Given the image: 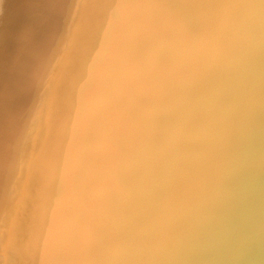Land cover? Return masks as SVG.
Returning a JSON list of instances; mask_svg holds the SVG:
<instances>
[{"label":"bare ground","instance_id":"6f19581e","mask_svg":"<svg viewBox=\"0 0 264 264\" xmlns=\"http://www.w3.org/2000/svg\"><path fill=\"white\" fill-rule=\"evenodd\" d=\"M28 1L30 2V0H26L25 2ZM32 1L33 0H31V3ZM103 1H102V5L99 2L97 3H99L102 7L103 4H105V2ZM124 1H126L127 3L131 2L130 0L129 2L127 0ZM134 1H136L137 6L141 5V7L145 10V12L139 18L136 17L137 19L134 18V15L132 13H130L129 18L127 17L126 21L124 20V23L122 22L121 24L116 26L115 30L119 36L118 40L120 41V43L119 46L118 45L115 46L116 47L118 46L119 48L118 55H120L121 57V59H119L120 60L119 64L121 63L122 67L123 66L126 67L127 69L124 68L123 70H126L127 73H129V75L127 74V77L125 76V79H128L131 82L135 79L136 81L134 82L137 83L133 82V84H135L133 86H136L139 82L138 85L139 90L137 89L136 91L131 90L130 85L129 87L125 85L126 82L125 84H122V81H124L123 79L121 80V82L117 80V79L120 80L121 78L118 77L117 79H115L111 67H109L108 65H103V63L100 61L101 60L100 56H99L100 58H98L99 60L97 59L98 54L103 56V52H105V54L107 55V51H106L107 49L104 48L103 45L101 46V41L97 40V43H99L100 45L99 44L97 45V43L95 42H93L95 44H90L91 46L95 45V47L92 46V48H90L91 46L89 47V43H88V47L86 46V48H83L85 47V45L82 46L83 48L82 51L81 49L77 50L78 48H81V46L75 47L77 49L74 48V52H76L75 54L77 56L81 54L78 56V58L76 56V58L79 60V57L82 56L80 58V61L83 58L82 60H84V63L86 65L85 66L82 61L83 68L85 66L84 69L89 71L90 76L94 80V83L99 88L100 93L98 96L95 97V94L92 92H95L96 89L94 90V88L96 87L90 88V90L93 89V91H90L80 81V79L82 78H80L79 80L77 79L76 77L77 75H75L76 73L75 71H73L75 68L72 69L71 68L72 65L70 66L69 64H67V62L65 63L62 61L64 58L62 57L63 58L62 59L61 56L64 55V53L61 52V49L58 48L57 45L51 47L45 44L43 45V43H48V39L46 38L48 36H45L47 42L44 40L45 42L43 41V43H42V39H43L42 35H41L42 39H40V36H37L38 39H36L37 38L36 36L35 39L32 38L34 34H37L42 30L40 28L41 26L38 27L39 25L38 26L36 25L39 23L38 19L34 18L37 17L38 15L37 13H39L38 16L42 14H40V12L34 11L32 17L34 18V20L35 19L37 20V22L35 23V26L37 27L33 28V30L34 31L37 30V33H34L33 31L32 33L34 34H31L32 28L28 29V27L33 22L36 21V20L32 21L29 25L28 19L30 17L29 18L26 17L31 16L32 12L30 15L26 16L25 18L23 17L24 21L25 19L27 20L26 24L28 26L24 24L25 26H27V28H24L25 27L24 25H22V27L24 26L23 27L24 29L26 30L28 29L29 33L32 35V37L30 36L32 41L28 38L29 40L27 39L28 40L27 42H29L28 44L31 43L29 50L36 55V56L34 55V58L36 59L37 57L39 58L40 56H46L43 57L46 58V63L42 61L45 64L41 62V65L43 64L42 68L46 66L45 69L46 68L47 69L45 71L48 70L47 71L48 74L46 76L47 81H49L53 87V88L51 87L53 90V92L51 93L52 95H50L49 93L50 90L48 91V94L51 96V99L49 98L50 102H48L49 99L48 101L46 99V96L48 98V95L44 97L41 94V92L43 91V84L48 83V82L45 83V81L43 80L45 77L44 78L42 77V79H40L41 74L37 75L38 73L36 75L32 74L29 77L28 76L25 77L20 73V71L24 70V68L21 70L20 69L21 67L18 68V66H16V63L17 64L19 63V61L16 60L17 59L16 57H18L17 55L24 51L23 50L24 48L22 47V40L23 37H25L28 34L26 30L24 31L25 36H22L24 34L22 30H19L20 32L18 31L13 36L7 35L10 36L7 38H3L6 36V34L5 36H2L0 34L2 36L0 37V84H1L0 100L2 102V104H0V216L1 218H4V220H6L8 224L14 225V228L22 230L23 228L26 227L24 221H22L21 219L23 217L20 218L18 216L19 213L21 214L25 210L27 212L28 209H31L32 212H34L33 210H35L37 212L36 217L37 216L39 217L40 215L41 216L40 218H42L45 221L46 229L43 230L44 231L43 233L34 237V243L40 246L39 249H41V251H44L47 254L50 253L55 257H57L58 258L57 261L59 260V264H188L187 261H189V259H187V257H181L179 255V251H180L179 249L181 248L182 245H184L183 244L184 240L177 241V239H181L178 238L176 234V231H178V229L175 231L172 228V225H174V220L176 219L177 215L181 213L180 212L181 208L180 207L174 208L170 212H165V211L162 212V210L158 211L160 202L162 200L163 201L165 200L161 198L162 195L157 192V187L161 184L163 178H161V175L159 176L157 173L158 170L160 172L161 165L158 169L159 162L157 161V159L152 158V156L156 157V154L153 155L154 153L151 154L152 152L151 153L150 151L148 152V149L146 148L147 146L144 147V145L142 144L141 145L143 147L137 146V148L136 147L134 148L135 143L134 145H132L133 143H130L131 145L128 144L129 142L127 141V134L125 133L123 134V132H126V130L121 127L125 123L127 124L126 121H129L131 123L130 125L133 126V128L134 125L132 124L137 123V121L139 122L141 121L140 123H142L143 121L144 124L142 123L143 126L142 125L141 126L144 129H137V128L135 129L138 130L140 134L141 132L142 134L146 133L148 137L147 133H152L153 129L159 128L158 130L156 129L158 132L156 133L158 135H154L155 131L152 134L153 136H155L153 138L159 136V138L161 137V139L162 136L161 134H159L161 129L165 130V133L167 134V132L169 131H166V129L167 130L172 129L170 124H172L174 127V122L170 118L169 119L170 121H172V123L169 124L168 121H165L168 122L167 124L164 122V120H166L169 117L170 115L169 112L172 113V107H173V105H169L166 103H169L170 101L173 103L174 99H172L173 101L171 99L167 101V99L165 100V98H163L164 100H162L161 98L164 96L163 95L164 92L165 93L168 92L165 86L166 84L165 85L163 84L165 82L162 83L159 82L160 85H158L155 82L158 80L159 72L161 70L162 73H164L163 70H165V73L169 74L170 77V74H172L173 72H174L173 74H175L174 69L175 68L178 69L176 65H181L182 67L183 64H185V62L182 60V57H184L183 54H182L183 56L181 55L182 56L181 59L179 58L180 56L178 55L179 54L177 52L178 50H176L178 54L175 53L170 48H169L170 50L167 49V52L165 51L166 49L164 50V44H167L168 38L166 41L164 39H157V37L152 35V28H153L152 26L154 25L151 24L153 20L151 21V19L149 18L150 10L160 9L162 15L161 16L159 14L158 15L160 16L161 20H165V25L168 33L169 32L175 33L176 31L177 32L179 31L178 35L179 37L181 36V39L176 41L178 43L180 41V44L183 45L181 47H184L187 51H191L196 55V59L193 60L188 59L189 64H187L188 65L187 67L189 68V72L186 71L187 73L183 72L180 74L185 79L183 82H185L184 84L186 86L190 85L189 86L190 88L195 86L198 87L197 89H199L198 96L194 95L195 93L194 91L192 97L189 96L190 101L185 102V104L188 103L191 105L192 104L199 105V107L201 105V107H205L204 109L211 108L212 110L208 112L209 118L206 120V124H211L215 128L216 125L217 127L220 125L223 127L222 129L223 131L221 132V134H217L215 142L222 149L223 153L219 152L220 150L218 151V153L217 152L216 153L217 155L219 154V159L223 163L224 167L222 164L218 163L217 161L218 165H221V168L217 167L218 165L216 166L217 167L216 168L214 165V169L216 168L219 171V168L221 170L223 168L229 174L233 175L235 180L239 181L237 188L235 187V189L234 188L231 189L230 192H228L229 191L228 188H225L224 191L221 190L222 195L223 193H227L230 196L231 193L232 198L234 196L233 199L235 201L237 200L238 202L234 201L231 204V202H227L226 199L228 198L226 199L224 198L227 195L222 197V203L224 204V208L222 209L224 210V215L222 217L219 216L221 218L220 219L221 224L223 225L219 233L214 234L215 236L213 239H210L209 237L205 236L204 238H202V241L201 239L199 240L203 242L202 244H204V247L202 248H205L207 246L206 249H208V246L210 247L213 246L214 250L212 248L211 251L222 252L224 254L222 255L224 261L221 260L222 258L220 259L221 254H219L218 252L217 253L219 255L216 252L215 253L217 254L216 256L218 257L220 256L219 261L221 263L219 261H215L217 257L216 258L212 257L211 253L210 254L208 253L209 250L208 251L206 250L207 253H204L206 251L203 252L202 249V253L207 254L208 256L211 255V257H208L209 261H206L208 259L205 258H203V260L205 259L206 262L202 261L201 259H200L201 261L200 260L194 261L196 258V254H195L193 260L194 262L191 263L192 264H196V263L238 264V262L241 259L242 260L247 259V261L250 260L247 264L249 263L253 264L257 262L256 259L252 260L254 258V254L256 253L257 257L259 258L261 254L263 255L262 250H264V59L260 58L261 56L257 57L255 55L251 57L245 55L242 56L235 55V54L230 55L228 54L229 52H225V53L220 52L221 49L218 50L216 48L205 49L203 47L197 48V46L198 45L201 46V44L207 43L206 41L201 39L203 36L207 34L206 29H210L211 31L215 30L214 28L205 27L206 19H209L213 23V25L216 24L220 27H224V31H229L228 33L230 35L237 34L238 36L242 37V39H244L245 41H254L258 45L261 44V46H264V6H262L264 4L262 2L263 0L259 1L260 3L253 1V3L256 2L258 6L256 4L252 5V3L251 2L249 3V0H247L249 3L248 5H250L251 7L255 5L256 6V7L254 6L255 8L259 7L261 5V2L263 3L257 9L253 7L255 10H251V7L248 8L249 6H247L246 1L244 5L240 4L239 5L240 7L238 8L239 3L235 1L236 3L235 5H237V6L234 5L235 9L237 8L236 10L238 9L240 10L238 11L234 10L235 12L233 13H231L232 11L230 13H225V14L221 12L222 13L221 15H219L218 12H216L217 15H202L196 13L197 15L194 14V16L187 15V13H189L187 12L188 9L187 11L186 9L185 10L183 9L184 11H186V15H181L180 13H178L179 11L178 8H176L177 10L175 9L173 11L172 9L174 7L171 4L172 0H134ZM134 1L132 0V3ZM177 1L178 0H176V2L174 3H177ZM190 1L192 2V0ZM196 1H198L199 3L200 2L206 3L209 2L210 0H196ZM232 1L234 4V0H231V3ZM35 2L36 1H34L33 3ZM38 2L39 3L37 2L36 3L39 4L41 10L46 14V16H48L46 18L50 17L51 23L54 26H56V29L58 28V33L56 36L58 38V41H63L62 29L65 25L67 24L70 25L75 32L86 36L85 33H87L89 28L90 27L92 28V25L97 21V7L95 5L94 0H38ZM181 2L182 1H180V3ZM20 3L22 4L23 2ZM36 3L35 5H37ZM182 3L184 4L185 2ZM183 4L180 5L184 8L185 6ZM215 4L216 3H214V5ZM6 5H7L6 0H0V7L3 6L5 9L6 7L9 8L8 7L9 4L7 6ZM27 5L30 6V4L28 3ZM220 5H222V2ZM9 6L12 8L13 5H11L10 3ZM244 6L245 7L247 6L246 9L248 8L249 10H241V8L243 9L245 8ZM11 8L9 9L11 10ZM103 8L104 7H102V9ZM192 8L194 7L192 6ZM196 8H195V12L197 10ZM221 8L222 7H220L218 11L221 10ZM29 9L31 10L32 8ZM29 9L27 11L30 13ZM123 9H125V11L127 9L129 12H132L133 7L131 6V4L130 5L125 4ZM230 9L233 10L234 7ZM117 10L120 11L119 8ZM204 10L202 12H204ZM210 10H212V8ZM210 10H208L207 12H209ZM216 10L217 9H215L214 11ZM222 10L224 11L226 10V8H223ZM9 12L12 15H14V13H12L11 11ZM9 12L7 13V15H9ZM20 12H18V14ZM99 12L101 11L99 10ZM118 13L120 14V12ZM209 13L212 14V12ZM235 13L238 15L239 24L233 21V23L237 25V27H235L233 30L231 28L232 31L227 30L228 29L227 26L229 25L232 19V14L235 16ZM0 15L2 16L3 14L0 13ZM11 16L9 17V19L14 18V16L13 17ZM119 16L121 17L122 15ZM119 16H117L116 14V20L119 19ZM4 17L6 18L7 16ZM1 19L3 20L2 17ZM18 20H14L13 22H15V24L16 23L20 24L21 20L20 22H18ZM4 21H6V19ZM4 21L1 22L3 23ZM8 21H12V19ZM8 21H6L5 23H7ZM118 22L121 21L118 20L116 23L118 24ZM127 23H129V25L131 23V25L129 26ZM189 25L192 26L188 27ZM10 26H8V28ZM44 26L42 27L43 29ZM102 26L100 27V31ZM30 27H34V25ZM94 27H96V25L95 26L93 25V28ZM160 27L161 26H159L158 28ZM5 28L6 27H4V29ZM15 28L16 30L19 29V28L17 29V27ZM37 28L41 30L38 31ZM236 28L237 30L238 28H240L241 30L237 31L235 30ZM161 29L162 28H160L159 32L161 31ZM8 30H10V28L5 31L9 33ZM92 30L94 32L96 31V29H92ZM21 31L23 34H21ZM70 31H72V29L69 30L68 32L66 30L67 33H69ZM0 32H2V30H0ZM102 32L103 31H101V33ZM42 34H44V32ZM95 34H93L92 32V35ZM69 37L67 36V38ZM76 37L77 35L75 36V38ZM54 38L55 37H53V40H55ZM96 39L97 38L95 37L94 41H96ZM65 40L68 41L67 39ZM90 41L91 39H89V42ZM108 41L110 42V40ZM80 42L79 45H81ZM109 42L108 44H110ZM25 45L23 44V46ZM26 50L28 51V49ZM31 52H29V54ZM69 52H71V50ZM179 52L181 53V50H179ZM32 53L31 55H33ZM60 53L63 54L60 55ZM72 53L73 52H71V60H69L70 54L68 53L69 54L68 55L67 53H65L67 54V57H69V59L68 58L66 59L67 61L69 60L71 62L72 59H74L73 58L74 55L72 56ZM25 54L27 55V53ZM108 54L112 55L113 51L111 50V52ZM20 57L21 55H19V58ZM43 58L41 57V60H43ZM113 58L114 55L112 59ZM39 60L40 58L38 59V61ZM38 61L37 63L39 65L40 62ZM25 62L24 65H30L27 64V61ZM20 63L18 65H20ZM73 63H76V61ZM115 64L118 65L117 63ZM195 64H198L199 66H195ZM77 65L79 66V62L76 63V66ZM158 67H160V69ZM206 67L207 68L209 67L211 69H207ZM156 68L158 69L159 72L156 70ZM185 69L187 70V68ZM182 71H184V69ZM124 72L121 73L120 71L118 72V74L119 75L120 73L124 74ZM44 74H46V72ZM177 74L178 73H176V75ZM42 76L44 75L42 74ZM177 76L179 77V79L182 78L181 76H179V74ZM64 78L67 80V82L69 81L68 84L73 83V81L76 80L80 81L81 84L79 85L80 82L79 83L77 82L78 84L77 83L75 84L77 85V87H75L74 85L75 82H74L73 85L74 88L76 89H74L72 87L73 85H71L73 90L71 89V87L69 88L70 89L69 90L65 86V84L67 83L65 80L66 83L64 84L63 87H65L67 91L65 88L63 89L65 90V92L68 93V95H65L66 96L65 100L62 99V103H60L59 97L62 92V88L60 89L58 80L59 79L63 80ZM41 80H43L44 83ZM61 83L62 82H60V85ZM68 84L67 86L70 85ZM173 84L175 85L174 82ZM133 86H131V88H133ZM46 88H50V87H46ZM147 88H150L155 94L154 99L153 98L145 99L143 97L144 94L142 95L141 91L142 90L150 91V89ZM174 89L175 87L173 88V91L176 92V90ZM84 90L90 91L91 95L94 94L95 99L94 100L90 99V97L83 99L86 97V96L84 97V93H85ZM180 92L181 91L179 89L178 92L179 97L182 96L180 95L181 94ZM90 94L88 92L87 96L88 95L90 96ZM183 94H186V91L185 93L183 91ZM56 100H58L59 102L58 104L56 103ZM179 100L180 99L177 100L178 103L184 99L180 101ZM185 104L183 106L184 109H185ZM182 105H183V101L181 106ZM100 106L103 107L106 106V109L104 110L106 111L105 113L102 111H97L98 109H100L98 108ZM175 108L178 107L176 106ZM175 108L173 110H175ZM179 111L181 110L179 109ZM19 114L23 115L22 116L24 117L23 120H20L21 115L18 116ZM88 121L92 122L93 125L88 127L90 125V123L89 125H87ZM23 124L25 125L23 126ZM27 125L29 128L27 127ZM130 125L127 124L128 128L131 127ZM141 126L139 125V127ZM121 128L125 130V131L123 130L122 134H121ZM136 130L134 131L137 132ZM199 130L201 131V128ZM127 131H130V129H127ZM162 133L165 134L164 131ZM171 133L172 132H170V134ZM141 135L139 137L143 136ZM172 135L173 134H171V137ZM213 135L214 134H212V138L215 137ZM134 137L136 138V136H133V138ZM144 137L147 138L145 135ZM150 138L152 137H149V139ZM164 139L165 141L170 140L169 136L168 139L166 138ZM136 140H138V136ZM172 140L170 141L172 142ZM165 141L163 140L164 142L163 144L166 143ZM173 142L172 145H174ZM215 142L214 143L211 142V144L212 143L215 144ZM160 143L162 142L160 141ZM148 145L150 144L148 143ZM219 147L215 148L214 146L215 149ZM147 152L150 154L148 155ZM215 155L213 157H215ZM170 159L175 160L176 158L174 159L172 155V158ZM192 161L194 163V160ZM215 162L216 161H214V163ZM176 165H178V163ZM211 165L210 166L208 165V167H212ZM170 166H174V164ZM182 166L184 167L185 165ZM246 166H251L249 168L250 172L248 171L247 173H243L241 176L238 175V173H240L238 170L242 171V168L244 169ZM195 167L192 168L194 169V172H195ZM162 168L164 169V167ZM180 168L182 169V167ZM187 168L188 167L184 169L187 170ZM169 169L171 170V168ZM190 169L189 171H191ZM216 169L214 171V174L217 172ZM171 171L172 172L170 173H173V170ZM177 171L179 172L180 170L177 169L176 171L174 170V172L176 173ZM232 171H235L237 174L235 173L236 175H234L233 174L234 172L232 173ZM13 172L15 173L14 178L13 176H11ZM226 173L223 174L226 175ZM217 174H220V172H217ZM165 176L166 175H164V178ZM167 176H169V173L167 174ZM198 177L199 174L197 178ZM203 177L205 176L203 175ZM219 177H222V173L221 176L219 175ZM218 178L216 176L215 179ZM252 178L253 179L255 178V180L257 181L254 186H252L254 183L253 182L251 187H249L247 182L250 179L252 180ZM165 181L166 180H164L162 184H164ZM170 182H172V180ZM219 182L220 181L216 183ZM207 184L205 185L209 187V185ZM233 185H235V183ZM220 186L219 188L221 189L222 187ZM215 187L217 186L215 185ZM162 188H164V186L159 189ZM41 190H44L42 191L44 192V195L42 196V199L38 200L37 197H39L41 194L38 195V193L36 194V192H40ZM207 194L210 193L208 192ZM133 195L136 197L138 196V199L136 198L137 200L135 199L134 201ZM209 199L211 198L209 197ZM36 200H38L37 205H35ZM65 201L70 202L69 204H71L72 207L75 206L74 209L75 208L78 209L79 213L83 215L81 216L82 219L79 217V219H81V223L80 221H78L79 219L76 221V223L79 222L78 225L76 223H71L66 217H63L62 219V217H59L58 214L56 215L53 213L54 209L56 208V205L61 204L59 202H65ZM31 202H32V207H30ZM28 203H30L29 204L30 206L27 205ZM178 203L180 204V202ZM239 204L244 207L241 208ZM83 205H85L84 208L82 207ZM185 207H189V206H185ZM69 214H72V212L68 213V215ZM24 215L26 216L27 214ZM71 216H68V218ZM72 218L73 217H71L70 219ZM194 222H196V220H194ZM244 224L247 225V227L245 226L247 232H244L246 230V229L244 230V228H242L243 231L242 229H240L241 231H239L238 229L240 228V225L244 226ZM140 230L147 231V233L150 232L152 239L150 240L148 234L139 235L140 233H142ZM139 231L140 233L138 234ZM144 231L143 234L146 233ZM49 237L56 238L57 241L54 244L55 247L54 245L48 243L49 242L48 240L50 239ZM220 237L222 238V240H220ZM225 237H227V242L225 244H227L230 249L226 247L223 242L226 241ZM196 239L199 238L197 237ZM70 240L74 241V243H72L71 245H69L68 243ZM98 240L99 241L102 240L101 244L103 246H100L101 244H98L99 243ZM230 240L232 241L230 242ZM220 244H222L221 247H219ZM93 245L96 247L98 245V248H95ZM186 246L187 248H189L190 244H187ZM199 247H201V245ZM251 251H254L255 253L252 255L253 252ZM260 251L261 254H259ZM225 254H227V256H225ZM245 255H247V257ZM249 255L250 257L253 256V258L251 257L250 259V257H248ZM203 257H207V256L204 255ZM210 258H212V260ZM259 259L257 260L260 263L264 262L262 261L264 260V258L260 259L261 261ZM239 264L241 263L239 262Z\"/></svg>","mask_w":264,"mask_h":264},{"label":"rangeland","instance_id":"374dc122","mask_svg":"<svg viewBox=\"0 0 264 264\" xmlns=\"http://www.w3.org/2000/svg\"><path fill=\"white\" fill-rule=\"evenodd\" d=\"M11 3V5H13L12 6V8H14V9H12L9 5H10V3ZM26 0H6V3H7V5H8V7L9 8H11V10L9 9V8H7L6 6V9L2 6V7H0V13H2L3 15L1 16L2 18H3V20L1 19V17H0V20L1 21H4L5 19H6V21H8V20H11L12 19V21H8L7 23H5L6 21H4L3 23L1 22L0 23V30H2V32H0V34L2 35V36H5V34H6V36L5 37H3V38H7V37H10V36H13L14 34H16L19 30H22L23 31V33H22V31H21V34H23L22 36H25V30L26 29H24V28H27V20L25 19V21H24V18L26 17V16H28V15H30L31 14V12H32V15L31 16H28V17H26V18H29L28 20V22H29V25H30V23L32 22V21H35L34 20V18H37L38 19V21H39V23L38 24H36L38 27H40L41 29V31L39 30V28H37L38 29V31H40V32H38L37 33V30L36 31H34L33 30V28H35V27H37V26H35V23L37 22V20L35 21V22H33L30 26H33L34 25V27H28V29H31L30 31H31V34H34V33H37V34H34L33 35V37H32V35L29 33V30L27 29L26 30V32L28 33L25 37H23V40H22V47L24 48L23 50V52H21V53H19L17 56L18 57H16L17 59L16 60H18L19 61V63H20V65H18L17 63H16V66H18V68L19 67H21L20 69L22 70L23 68H24V70H22V71H20V73L23 75V76H25V77H29V76H31L32 74L33 75H36L37 73V75H40L41 77H40V79H42V77L44 78L43 80L45 81V83H47V84H43V91L41 92V94H42V96H46V95H48V98H47V96H46V99H47V101H48V99L50 98L51 99V96L50 95H52L51 93L53 92V90H52V85L50 84V82L49 81H47V74H48V70L47 71H45L46 69H45V67H43L42 68V65L43 64H45L46 63V58H43V57H46V56H40L39 58H40V60H41V57L43 58V60H39L38 61V57L35 59L34 58V55L35 54H33L29 49H30V44H28L29 42H27L29 39L31 40V38H30V36L33 38V39H35L37 36H40V39H42V37H41V35L43 36V39H42V43H43V41L45 40H47L48 39V43H50V44H48V43H43V45L45 44V45H48L49 47H51V46H54V45H57L58 46V48H60L61 49V52H63L64 53V55H62L63 53H60V55H62L61 56V58L63 59L62 61L63 62H67V64H69L70 66H71V68L72 69H74L73 71H75V75H77L76 77H77V79L79 80L80 78H82V79H80V81L87 87V89L88 90H90V88H94V87H96V88H94V90H95V92H92V93H94L95 94V97L96 96H98L99 95V93H100V91H99V88L96 86V84L94 83V80L92 79V77L90 76V73H89V71L88 70H86V69H84L85 68V63H84V60H82L81 59V61H80V58L82 57H79V60L77 59L78 58V56L79 55H81V54H79L78 56L75 54L76 52H74V48L75 47H80L81 46V48H75V49H77V50H79V49H81V51H82V49L83 48H86V46L88 47V43H89V47L91 46L90 44H95V43H97V40L98 41H101V46L103 45V47L104 48H106L107 50V55L105 54V52H103V56H101V55H99L98 53V57H97V59L98 58H100L101 57V62L103 63V65H108L109 67H111V69H112V71H113V75H114V77H115V79H117L118 77L119 78H121L120 80L119 79H117L118 81H120L121 82V80L123 79L124 81H122V84H125V82H126V84L125 85H127L128 87H129V85H130V89L131 90H133V91H136L137 89H138V85H139V82H138V84L136 85V86H133V85H135V84H133V82L134 81H136L134 78H132V79H134L132 82L130 81V80H128V79H125V76L127 77V74L129 75V73H127V71L126 70H123L124 68L125 69H127L126 67H122L121 65V63L119 64V59H121V57H120V55H118L119 54V48H118V46H119V43H120V41L118 40V38H119V36H118V34H117V32H116V26L117 25H119V24H121L122 22L124 23V20L126 21V19H127V17L129 18V15H130V13H132L133 15H134V18H136V17H140V16H142L143 15V13L145 12V10L141 7V5H138L137 6V3H136V1H134L133 3H132V0H130L131 2H129V0H127L129 3H127L126 1H124V0H94V2H95V5H96V7H97V21L93 24L94 26L96 25V27H94L93 28V25H92V28L90 27L89 28V30L87 31V33H85V35L86 36H84V35H81V34H79V33H77V32H75L74 30H73V28H71V26L70 25H65L64 27H63V29H62V33H63V41H58V38L56 37L57 36V33H58V28L56 29V26H54L52 23H51V19H50V17L49 18H46V17H48V16H46V14L41 10V8L39 7V4H37V3H39L38 2V0H33L32 1V3H31V0H30V2L28 1V2H25ZM34 1H36L35 3L37 4V5H35V3H33ZM102 1L103 2H105V4H103V6L102 7H104L103 9H102V7H101V5H102ZM180 1H182V2H185L184 4L181 2L180 3ZM194 1V2H193ZM235 1H237V3H239L238 4V8L240 7L239 5L240 4H242V5H244L245 4V1H246V3H247V6H249L248 8H250L251 6L250 5H248L250 2L252 3V5L253 4H256L257 5V3L259 2V1H262V0H249V3H248V1L247 0H234V4H233V1H232V3H231V0L229 1V0H227V1H223V0H210L209 2H198V1H196V0H192V2L190 1V0H178L177 1V3H174V2H176V0H172L171 1V4H172V6L174 7L172 10L174 11L176 8H178V13H180L181 15H186V11H187V9H188V11L187 12H189V13H187V15H193L194 16V14H202V15H217V13L216 12H218V14L219 15H221L222 13L223 14H225V13H230L231 11V13H233V12H235L234 10H236L235 9V6H237V5H235L236 3H235ZM253 1H256L255 3H253ZM20 2H23L22 4L20 3ZM97 2H99V3H97ZM106 2H107V4H106ZM123 2V3H122ZM126 2V3H125ZM188 2V3H187ZM189 2H191V3H193V4H195V5H193V4H191V3H189ZM213 2V3H212ZM221 2H222V5H220L221 4ZM227 2V3H226ZM263 3H264V0L262 1ZM261 2V5L263 4ZM27 3L28 4H30V6L29 5H27ZM97 3V4H96ZM121 3V4H120ZM136 3V4H135ZM174 3V4H173ZM186 3H187V6H186ZM211 3H212V5H211ZM214 3H216L215 5H214ZM218 3H220V4H218ZM225 3V4H224ZM233 5H231V4ZM260 3V2H259ZM26 4V5H25ZM33 4V5H32ZM110 6H109V5ZM123 4V5H122ZM125 4H127V5H130L131 4V6L133 7V10H132V12H129L127 9H126V11H125V9H123L124 8V5ZM178 4V5H177ZM180 4H183L185 7L183 8ZM218 4V5H217ZM105 5H107V6H105ZM175 5V6H174ZM202 5H203V7H204V9L206 10V12H205V10L203 9V7H202ZM228 5V6H227ZM235 5V6H234ZM260 5V6H261ZM99 6V7H98ZM110 8H109V7ZM120 6V7H119ZM135 6H137V7H135ZM192 6L194 7V8H192ZM197 8H196V7ZM222 7L221 8V10H219L218 11V9H220V7ZM225 6V7H224ZM234 7V9L232 10V9H230V8H232V7ZM246 6V7H247ZM255 6V5H254ZM254 6H252L251 7V10H255V9H257V8H259V7H257V8H255ZM258 6V5H257ZM262 6H264V4L262 5ZM16 7V8H15ZM19 7V8H18ZM28 7V8H27ZM38 7V8H37ZM109 8V10H108V8ZM188 7V8H187ZM198 7H200V8H198ZM205 7H207V8H205ZM228 7V8H227ZM230 7V8H229ZM242 7V6H241ZM245 7V6H244ZM246 7L243 9V8H241V10H249L248 8L246 9ZM255 9H254V8ZM6 10H4V9ZM29 8H32L31 10L29 9ZM36 8H37V11H36ZM40 8V9H39ZM100 8V9H99ZM112 8V9H111ZM120 9V11H118L117 9ZM195 8L197 9L196 10V12H195ZM212 8V10H210ZM223 8H226V10H222ZM29 9V11H30V13L27 11ZM35 9V10H34ZM102 9V10H101ZM186 9V11H184V10ZM192 9V10H191ZM200 9H202V10H200ZM215 9H217L216 11H214ZM230 9V10H229ZM13 10H14V12H13ZM15 10H17L18 12H20L19 14H18V12L17 11H15ZM99 10L101 11V12H99ZM135 10V11H134ZM138 10V11H137ZM152 10H154V11H152ZM158 10V11H157ZM177 10V9H176ZM183 10V11H182ZM189 10H191V11H189ZM199 10H200V12H199ZM204 10V12H202ZM208 10H210L209 12H212V14L211 13H209V12H207ZM228 10H229V12H228ZM238 10H240V9H238ZM238 10H236V11H238ZM2 11V12H1ZM9 11H11L12 13H14V15H12ZM40 12V14H42V15H40V16H38L39 15V13H37L38 15H37V17H32L33 16V12ZM42 11V12H41ZM142 13H141V12ZM158 13H157V12ZM182 13H181V12ZM194 11V12H193ZM9 12V15L11 16V17H13L14 16V18H11V19H9V15H7V13ZM27 12H28V14H27ZM116 12V13H115ZM118 12H120V14L118 13ZM139 12V13H138ZM152 12V13H151ZM222 12V13H221ZM124 13V14H123ZM156 13H157V16H156ZM161 13V11H160V9H151L150 10V14H149V18L151 19V21H152V25H154V26H152L153 28H152V35H154L155 37H157V39H164V40H166L167 41V38H168V41H167V44H164V50L167 52V49H171V50H173L175 53H177L179 56V58L181 59V57L184 55V57H182V60L185 62V64H183V68L181 67V65H176L177 67H178V69L177 68H175L174 69V71H175V74H170V77H169V74H167V73H165V70H163L164 71V73H162L161 71V73L158 71V69L156 68V70L159 72V76H158V82L156 81L155 83L156 84H158V85H160V83H162V82H165V83H163L165 86H166V89H167V91L168 92H164V96L161 98L162 100H164L163 98H165V100L167 99V101L169 100V99H174V101H173V103L170 101L169 103H166V104H169V105H173V107H172V113H170L169 112V117H168V115H167V119L166 120H164V122L165 121H168L169 122V124L170 123H172V121L174 122V127H173V125L172 124H170V126H171V130L169 129V130H167L166 128V131H169V132H167V134L165 133V130H163V129H161L160 130V132H159V134H161V136H162V139H161V137L159 138V136L158 137H156V138H153V137H155V136H153V134L152 133H154V131H155V133L157 132V130L159 129V128H155V129H153L152 130V133H147L148 134V137H147V135H146V133L145 134H142V132H141V134L143 135H141L140 134V132L138 131V130H136L135 128H137V129H144L142 126H143V121H142V123H140L139 121H137V123H135L136 124V126H135V124H132V125H134V128H133V126H131L130 124V122L129 121H126L127 122V124L128 125H130L131 127L130 128H128V126H127V124L125 123H123L122 125L124 126H121L122 128H124L125 130H126V132H123V130L124 129H122L121 128V134H122V132H123V134L125 133V134H127V141L129 142H127L128 144H130V143H133L132 145H134V143H135V145H134V148L136 147L137 148V146L138 147H143L142 145H144V147L145 146H147L146 148L148 149V152L150 151V153L151 154H153V155H155L156 154V157H153L152 156V158L153 159H157V161L159 162V165H158V169H159V167H160V165H161V168H160V172H159V170L157 171V173H158V175L160 176L161 175V178H163L162 179V182L164 181V180H166L165 181V183L164 184H162V182H161V184L157 187V192L158 193H160L161 195H162V197L161 198H163L165 201H161L160 202V204H159V210L158 211H160V210H162V212L163 211H165V212H170L171 210H173L174 208H178V207H180L181 208V210H180V212L181 213H179L178 215H177V217H176V219L174 220V225H172V228L176 231L177 229H178V231H176V234H177V236H178V238H181V239H177V241L178 240H184V242H183V244L184 245H182L181 246V248L179 249L180 251H179V255L181 256V257H187V259H189V261H187V263L188 264H192L194 261H198V260H202V261H205V259H208V260H206V261H209V258L208 257H211V255H212V257H214V258H216L215 259V261H219L221 258H222V255H224L222 252H219V251H215L216 253L218 252L219 254H221L219 257H220V259H219V257L218 256H216L217 254L214 252V251H211V249L213 248V246L212 247H210V246H208V249H206L207 248V246L205 247V248H202V247H204V244H202L203 242H201L202 241V238H204L205 236L206 237H209L210 239H213L214 238V234H218L219 233V231L221 230V228L223 227V225L221 224V218L220 217H222L223 215H224V210L222 209V208H224V204L222 203V197H224V196H226V197H224L225 199L226 198H228V199H226L227 200V202H231V204H232V202H234L235 200L233 199L234 198V196H233V198H232V195H231V193H230V196H229V194H227V193H223V195L221 194L222 193V191H224V189L225 188H228V192H230V190L231 189H235V187L237 188V186H238V180H235V178L233 177V175H231V174H229L227 171H225V169H223L222 168V170L220 169L221 168V165H218V163H220V164H222L223 165V163L220 161V159H219V154L217 155V153H218V151L219 152H222V149L217 145V143L215 142L216 141V136H217V134H221V132L223 131L222 129H223V127L220 125V126H218L217 127V125H216V128L213 126V125H211V124H206V120L209 118L208 117V112L209 111H211L212 109L211 108H206V109H204L205 107H201V105H200V107H199V105H191V104H185V102H189L190 101V98H189V96L190 97H192V94L194 93V91H195V93H194V95H196V96H198V93H199V89H197L198 87H192V88H190L189 86H186L184 83L185 82H183L185 79L182 77V75H180L181 73H187V72H189V68L187 67L188 65L187 64H189V60L188 59H190V60H193V59H196V55L193 53V52H191V51H187L184 47H181V46H183V45H181L180 44V41H179V43L177 42L178 40H180L181 39V36L179 37V31L177 32H175V33H168V31H167V28H166V25H165V20H161L160 19V16L162 15V13ZM19 17V20H18V17L16 16V15ZM103 14V15H102ZM108 14V15H107ZM116 14H117V16H119V15H122L121 17L119 16V21H121V22H118V24L116 23L118 20H116ZM126 14V15H125ZM139 14H141V15H139ZM160 16H159V15ZM196 14V15H197ZM35 15H36V13H35ZM106 15V16H105ZM112 15V16H111ZM139 15V16H138ZM152 15V16H151ZM4 16H7L6 18L4 17ZM9 16V17H8ZM104 16H105V18H104ZM153 16H154V18H153ZM156 16V17H155ZM159 16V17H158ZM24 17V18H23ZM39 17V18H38ZM45 18V20H44V18ZM102 17V18H101ZM115 17V18H114ZM17 18V19H16ZM32 18V19H31ZM42 18V19H41ZM123 18V19H122ZM22 19H23V21H22ZM30 19H31V21H30ZM137 19V18H136ZM233 19V20H232ZM232 19H231V22L229 23V25L227 26V30H231V28H232V30L235 28V27H237V25H235L234 23H233V21H235V22H237L238 24H239V18H238V15L235 13V16L232 14ZM14 20H18V22H20V20H21V22H20V24L19 23H16L15 24V22H13ZM102 22H101V21ZM48 21V22H47ZM108 21V22H107ZM109 21H110V23H109ZM163 21V22H162ZM11 22V23H10ZM12 22H13V24H12ZM43 22V23H42ZM47 22V23H46ZM255 22V21H254ZM42 23V24H41ZM103 25V24H105V25H103L104 27H106V28H104L101 24ZM6 24V25H5ZM24 24H26L27 26H25ZM47 24V25H46ZM100 24L101 26H102V28H101V31H103L102 33H101V31H100V25L98 26V25ZM128 25H129V23H127ZM157 24V25H156ZM4 25V26H3ZM10 25H12V26H10ZM18 25V26H17ZM22 25H24L23 27H22ZM45 25V26H44ZM54 27H52V26ZM115 25V26H114ZM130 25H131V23H130ZM129 25V26H130ZM161 26L160 28H162L161 29V31L159 32V30H160V28H158L159 26ZM8 26H10L9 28H10V30H8L9 31V33H7V31H5V30H7V29H9L8 28ZM44 26V29L42 28ZM113 26V27H112ZM162 26H164V27H162ZM192 25H189L188 27H191ZM3 27V28H2ZM4 27H6L5 29H4ZM15 27H17V29L18 30H16V28ZM22 29H21V28ZM67 29H66V28ZM115 27V28H114ZM205 27H207V28H214L215 30L214 31H211L210 29H206V35L205 36H203L201 39H203L204 41H206L207 43H203V44H201V46L200 45H198L197 46V48H205V49H209V48H216L217 50L218 49H221L220 50V52H222V53H225V52H229L228 54H230V55H245V56H248V57H251V56H261L260 58H263L264 59V46H261V44H257V43H255L254 41H245L244 39H242V37H240V36H238L237 34H229L228 32L229 31H224V27H220V26H218V25H213V23L209 20V19H206L205 20ZM104 28V29H103ZM111 28V29H110ZM244 28H245V26H244ZM16 31H15V30ZM72 29V31H70L69 33H67L69 30H71ZM92 29H96V31L94 32ZM109 29V30H108ZM157 29V30H156ZM66 30H67V32H66ZM105 30H106V32H105ZM108 30V31H107ZM231 30V31H232ZM235 30H237V28L235 29ZM238 30H241L240 28H238ZM237 30V31H238ZM10 31H11V33H10ZM34 31V33H32ZM50 31V32H49ZM90 31V32H89ZM93 32V34H95V35H92V32ZM98 31H100V32H98ZM115 31V32H114ZM20 32V31H19ZM44 32V34H42ZM53 32V33H52ZM72 32H73V34H72ZM99 33V35H98V33ZM52 33V34H51ZM71 33V34H70ZM105 33V34H104ZM164 33V34H163ZM231 33V32H230ZM30 34V35H29ZM70 34V35H69ZM101 34V35H100ZM176 34V35H175ZM0 35V37H2ZM7 35H10V36H7ZM49 35H50V37H49ZM77 35V37L75 38V36ZM103 35V36H102ZM115 35V36H114ZM178 35V36H177ZM27 36H29V37H27ZM36 36V37H35ZM45 36H48V37H46L45 38ZM67 36L69 37V38H67ZM79 36V37H78ZM84 36V37H83ZM97 38L96 39V41H94L95 40V37ZM97 36H99V37H97ZM104 37V36H106V37H104V38H101V37ZM113 36V37H112ZM176 36H177V38H176ZM53 37H55L54 39L55 40H53ZM66 37V38H65ZM91 37V38H90ZM175 37V38H174ZM209 37H210V39H209ZM29 38V39H28ZM72 38V39H71ZM80 38V39H79ZM100 38V39H99ZM112 38H113V40H112ZM115 38V39H114ZM172 38H173V40H172ZM26 39V40H25ZM28 39V40H27ZM36 39H38V37L36 38ZM65 39H67L68 41H66ZM71 39V40H70ZM76 39V40H75ZM89 39H91V41L89 42ZM104 39H106V40H104ZM53 40V41H52ZM73 40V41H72ZM85 40V41H84ZM88 40V41H87ZM108 40H110V42L108 41ZM115 40V41H114ZM117 40H118V42H117ZM177 40V41H176ZM25 41V42H24ZM32 41V40H31ZM30 41V42H31ZM44 41V42H45ZM70 41V42H69ZM81 41V42H80ZM110 43V44H108V42ZM111 41H112V43H111ZM41 42V41H40ZM47 42V41H46ZM52 42H54V43H52ZM79 42H80V44L81 45H79ZM92 42V43H91ZM93 42H95V43H93ZM103 42V43H102ZM231 42V43H230ZM56 43V44H55ZM73 43V44H72ZM85 43V44H84ZM113 43H114V46H113ZM23 44L25 45V46H23ZM28 44V45H27ZM68 44V45H67ZM75 44H77V45H75ZM99 43H97V45H98ZM60 45H61V47H60ZM83 45H85V47H83L82 48V46ZM100 45V44H99ZM106 45V46H105ZM115 45H118L117 47L115 46ZM167 47H166V46ZM28 46V47H27ZM70 48H69V47ZM92 46H94L95 47V45H92ZM92 46L90 47V48H92ZM109 46V47H108ZM68 47V48H67ZM111 47V48H110ZM112 47H114V48H112ZM64 48V49H63ZM110 48V49H109ZM26 49H28V51L26 50ZM67 49H70L71 50V52H73L72 53V56H73V58L74 59H72V61L70 62L69 60H71V52H69L70 50H67ZM115 49V50H114ZM169 49V50H170ZM76 50V51H77ZM111 50L113 51V54L112 55H110V54H108V53H110L111 52ZM176 50H178L177 52H176ZM179 50H181V53L179 52ZM186 50V51H185ZM225 50H227V51H225ZM25 51H27V52H25ZM66 51V52H65ZM68 51V52H67ZM81 51H79V52H81ZM108 51H110V52H108ZM118 51V52H117ZM29 52H31L33 55H31V53L29 54ZM78 52V53H79ZM116 52V53H115ZM170 52V51H169ZM25 53H27V55L25 54ZM65 53H69L68 55H69V57H70V59H69V57H67V54H65ZM183 54V55H182ZM19 55H21V57L19 58ZM24 55V56H23ZM30 55H31V57H30ZM113 55H114V58L112 59V57H113ZM116 55V56H115ZM182 55V56H181ZM33 56V57H32ZM36 56V55H35ZM76 56H77V58H76ZM97 56V55H96ZM100 56V57H99ZM119 56V57H118ZM102 57H103V60H102ZM115 57H116V59H115ZM203 57V56H202ZM34 60H33V59ZM69 59L68 61L66 60V59ZM108 58V59H107ZM187 60H186V59ZM20 59H21V61H20ZM23 59V60H22ZM28 59V60H27ZM77 60H78V62H79V66L77 65L76 66V63H78L77 62ZM99 60V59H98ZM109 60V61H108ZM115 60V61H114ZM25 61H27V64H30V65H24V62ZM33 61H36V62H33ZM37 61L38 62H40V68H39V65H38V63H37ZM42 61H44V62H42ZM76 61V63H73V62H75ZM82 61H83V63H84V68H83V65H82ZM118 61V62H117ZM41 62L43 63L42 65H41ZM111 62V63H110ZM37 63V64H36ZM115 63H117L118 65H116ZM25 64H26V62H25ZM113 64V65H112ZM22 65V66H21ZM82 65V66H81ZM111 65V66H110ZM186 65V66H185ZM15 66V67H16ZM74 66V67H73ZM175 66V65H174ZM195 66H199L198 64H195ZM29 67V68H28ZM34 67V68H33ZM35 67H36V69H35ZM80 67V68H79ZM116 67V68H115ZM162 67V66H161ZM42 68V69H41ZM87 68V67H86ZM113 68H115V69H113ZM159 69H160V67H158ZM180 68V69H179ZM182 68V69H181ZM185 68H187V70L185 69ZM207 68V67H206ZM211 68H212V66H211ZM211 68H207V69H211ZM121 71V73H123L124 71V74H121L120 73V75L118 74V72H120L119 70ZM122 69V70H121ZM184 69V71H182ZM118 70V71H117ZM29 71V72H28ZM33 71H35V72H33ZM41 71H43V72H41ZM187 71V72H186ZM28 72V73H27ZM33 72V73H32ZM46 72V74H44ZM87 72V73H86ZM26 73V74H25ZM176 73H178L179 74V76H181L182 78H180L179 79V77L176 75ZM27 74H29V75H27ZM42 74L44 75V76H42ZM118 74V75H117ZM164 75V74H166V75H164V76H162V75ZM167 75H168V78H167ZM173 75H174V77H173ZM209 75V74H208ZM121 76V77H120ZM124 76V77H123ZM172 76V77H171ZM161 77V78H160ZM164 77V78H163ZM175 78H177V79H175ZM162 79H165V80H161ZM43 80H41L43 83H44V81ZM59 80H60V82H62L61 83V85H60V82H59ZM58 80V84H59V86H60V89L62 88V92H61V94H60V97H59V102L60 103H62V99L63 100H65V98H66V96L65 95H68V93L67 92H65V90L63 89V88H65V87H63L64 86V84L67 82V80L64 78L63 80L62 79H59ZM65 80H66V82H65ZM78 80H76V81H73V83H74V85L78 82H80V81H78ZM85 80V81H84ZM126 80V81H125ZM175 80V81H174ZM177 80V81H176ZM87 81V82H86ZM64 82V83H63ZM69 82V81H68ZM68 82L65 84V86H66V88H70L71 87V85H73V83H69L68 84ZM71 82V81H70ZM81 82L79 83V85L81 84ZM124 82V83H123ZM131 82V83H130ZM160 82V83H159ZM173 82L175 83V85L173 84ZM178 84H177V83ZM77 83V84H78ZM134 83H137V82H134ZM67 84L69 85V86H67ZM89 84V85H88ZM28 85V84H27ZM45 85H47V86H45ZM74 85L72 86L73 88H74ZM83 85V86H84ZM174 85V86H173ZM45 86V87H44ZM91 86H93V87H91ZM131 86H133V88H131ZM177 86V87H176ZM0 87H1V84H0ZM46 87H50V88H46ZM52 87V88H51ZM71 87V89L73 90V88ZM75 87H77V85H75ZM135 87V88H134ZM168 87V88H167ZM175 87V89L174 90H176V92H177V90H178V92H179V89H180V95H182L181 97H179V93L177 92V94H176V92L175 91H173V88ZM65 88V89H66ZM179 88V89H178ZM188 88V89H187ZM198 90H196V89ZM74 89H76V88H74ZM86 89V88H85ZM147 89H150V88H147ZM146 89V90H147ZM184 89V90H183ZM193 91H191V90ZM51 92H50V91ZM70 90V89H69ZM68 90V91H69ZM139 90V89H138ZM47 91V92H46ZM48 91H49V93H50V95L48 94ZM66 91H67V89H66ZM85 91V90H84ZM90 91H93V89H91ZM90 91H85V93H84V97L85 98H83V99H86V98H89L90 97V99H95V97H94V94H90ZM144 91L145 90H142L141 92H142V95H143V97L145 98V99H147V98H149V99H154L155 97V94L153 93V91L150 89V91L149 90H147V91H145V93H144ZM149 91V92H148ZM166 91V90H165ZM183 91H184V93H185V91H186V94H183ZM88 92H89V94H90V96L88 95L87 96V94H88ZM175 92V93H174ZM97 93V94H96ZM174 93V94H173ZM86 94V95H85ZM62 95V96H61ZM177 97H176V96ZM64 96V97H63ZM187 96H188V98H187ZM50 99H49V101L48 102H50ZM89 99V100H90ZM148 99V100H149ZM178 99H180V100H182V99H184V100H182L183 101V105L181 106V104H182V101H180L179 103H178ZM58 100H56V103L58 104L59 102H58ZM160 100V99H159ZM172 103V104H171ZM175 103H177V104H175ZM0 104H2V102H1V100H0ZM55 104V103H54ZM53 104V105H54ZM56 104V105H57ZM178 104H179V106H178ZM184 104H185V109H184ZM178 107L181 111H179V109L178 108H175V107ZM181 106V107H180ZM102 107V108H101ZM98 108H100V109H98L97 111H102V112H106V111H104L105 109H106V106H100V107H98ZM175 108V110H173ZM188 111H187V110ZM184 110V111H183ZM179 112V113H178ZM181 112V113H180ZM206 113V114H205ZM173 114V115H172ZM21 115V116H20ZM175 115V116H174ZM18 116H20L21 117V119L20 120H23V118L24 117H22L23 115L22 114H19ZM20 117H18V118H20ZM174 117H175V119H174ZM172 120V121H170V119ZM194 118V119H193ZM205 118V119H204ZM90 120V119H89ZM92 120H94V119H92ZM168 122H165V123H167L168 124ZM176 122V123H175ZM178 122H180V123H178ZM193 122V123H192ZM88 124L87 125H89V123H90V125L88 126V127H90V126H92L93 125V123L92 122H87ZM140 123V124H139ZM178 123V124H177ZM141 126V127H139V125ZM190 124V125H189ZM196 124V125H195ZM25 124H23V126H24ZM126 125V126H125ZM175 125H177V126H175ZM178 125H179V127H178ZM204 125V126H203ZM27 127H28V125H27ZM126 127V128H125ZM29 128V127H28ZM133 128V129H132ZM181 128V129H180ZM197 128V129H196ZM201 128V131L199 130ZM127 129H130V131H127ZM157 129V130H156ZM174 129H176V130H174ZM194 129V130H193ZM205 129V130H204ZM216 129V130H215ZM124 130V131H125ZM133 130V131H132ZM134 130H136L137 132H135ZM164 131V133L166 134V136H165V134H163L162 132ZM197 130V131H196ZM140 131H142V130H140ZM177 131V132H176ZM182 131V132H181ZM219 131V132H218ZM129 132V133H128ZM131 132V133H130ZM139 132V133H138ZM143 132H144V130H143ZM146 132V131H145ZM151 132V131H150ZM170 132H172L171 134H173L172 135V137H171V134H170ZM195 132V133H194ZM197 132H198V134H197ZM201 132V133H200ZM213 132V133H212ZM217 132V133H216ZM139 135H138V134ZM154 133V135H158L157 133L155 134ZM192 133V134H191ZM134 134H137V135H134ZM150 134V135H149ZM151 134H152V136H151ZM165 136H163V135ZM202 134V135H201ZM212 134H214L213 136H215L214 138H212ZM136 136V138L134 137L133 138V136ZM142 136V137H139V136ZM144 135L147 137V138H145L144 137ZM181 135V136H180ZM137 136H138V140H136L137 139ZM168 136H169V138H170V140H172V139H174V140H172V142H173V144L174 145H172V142L170 141V140H168V141H170V142H168L167 140L165 141V139L164 138H166V139H168ZM185 136V137H184ZM131 137V138H130ZM149 137H152V138H150L149 139ZM203 137V138H202ZM208 137V138H207ZM133 138V139H132ZM144 139V140H142V139ZM160 140H159V139ZM151 139H153V140H155V141H153V140H151ZM182 139V140H181ZM211 139V140H210ZM133 140V141H132ZM150 140V141H149ZM163 140L166 142L165 144H163L164 142H163ZM203 140V141H202ZM215 142V144H211V142ZM214 140V141H213ZM131 141V142H130ZM142 141V142H141ZM146 141V142H145ZM148 141V142H147ZM159 141V142H158ZM160 141L162 142V143H160ZM138 144H137V143ZM148 143L150 144V145H148ZM186 143V144H185ZM142 144V145H141ZM147 144V145H146ZM151 144H153V145H151ZM170 144V145H169ZM131 145V144H130ZM140 145V146H139ZM205 145V146H204ZM168 146V147H167ZM214 146H215V148L216 147H219V148H217V149H215L214 148ZM133 147V146H132ZM151 147V148H150ZM161 148V149H160ZM205 148V149H204ZM211 148H213V149H211ZM150 149V150H149ZM153 149V150H152ZM215 150V151H214ZM214 151V152H213ZM147 152V153H148ZM156 152V153H155ZM201 152V153H200ZM217 152V153H216ZM150 153H148V155L150 154ZM213 155H212V154ZM223 153V152H222ZM216 154V155H215ZM163 155V156H162ZM166 155H167V157H166ZM169 155V156H168ZM172 155H173V157H174V159L175 160H173V159H170V158H172ZM191 155V156H190ZM200 155V156H199ZM215 155V157H213ZM184 156V157H183ZM207 156V157H206ZM218 156V157H217ZM150 157H151V155H150ZM160 157V158H159ZM163 159H162V158ZM180 157V158H179ZM197 157V158H196ZM159 158V159H158ZM166 158H169V159H166ZM180 160H179V159ZM213 158H217L216 160L215 159H213ZM161 160H163V161H161ZM177 160H178V162H177ZM183 160V161H182ZM192 160H194V163H193V161ZM168 161V162H167ZM170 161H171V163H170ZM192 161V162H191ZM214 161H216L215 163H214ZM217 161H218V163H217ZM162 164H161V163ZM164 162V163H163ZM174 162V163H173ZM199 162H200V164H199ZM205 162V163H204ZM211 162H212V165H211ZM166 163V164H165ZM170 163V164H169ZM178 163V165H176V164ZM179 163H180V165H179ZM217 163V164H216ZM174 164V166H170V165H173ZM191 164V165H190ZM168 165H169V167H168ZM176 165V166H175ZM182 165H185L184 167L182 166ZM187 165V166H186ZM190 167H189V166ZM194 165V166H193ZM208 165L210 166H212V167H208ZM214 165H215V167L217 166V167H220L219 168V171H218V169H216V171L217 172H220V174H217V172L214 174V171H215V169H214ZM179 166V167H178ZM196 166V167H195ZM201 168V170H200V168ZM203 166V167H202ZM206 166V167H205ZM162 167H164V169L162 168ZM166 167V168H165ZM180 167H182V169L180 168ZM186 167H188L187 168V170L186 169H184V168H186ZM195 167V172H194V169H192V168H194ZM223 167H224V165H223ZM251 166H246L244 169L242 168V171H240V170H238L240 173H238V175H242L243 173H247L248 171H249V168H250ZM169 168H171V170H173V173H170V172H172ZM191 168V169H190ZM197 168H198V170H197ZM176 169L177 170H180L179 172L177 171V173L176 172H174V170L176 171ZM184 169V170H183ZM189 169L192 171H189ZM161 170H162V172L164 173H162L161 172ZM168 170H170V171H168ZM211 170V171H210ZM189 173H188V172ZM198 173H197V172ZM202 171V172H201ZM224 171V172H223ZM237 171V172H238ZM191 172V173H190ZM212 172V173H211ZM227 172V173H226ZM234 172V173H233ZM250 172V171H249ZM166 173V174H165ZM169 173V176L171 177H169V176H167V174ZM176 173V174H175ZM202 173V174H201ZM221 173H222V177H219V175L221 176ZM223 173H226V175L225 174H223ZM232 173L234 174V175H236L237 173L235 172V171H232ZM236 173V174H235ZM15 173L13 172V174L11 175V176H13V178L15 177V175H14ZM162 174H163V176H162ZM188 176H187V175ZM193 174V175H192ZM198 174H199V177L197 178V176H198ZM207 174H208V176H207ZM39 175V174H38ZM164 175H166L165 176V178H164ZM173 175V176H172ZM184 175V176H183ZM203 175L205 176V177H203ZM217 176V178L218 179H215L216 178V176ZM225 175V176H224ZM228 175V176H227ZM178 176V177H177ZM181 176V177H180ZM251 176H252V174H251ZM174 177V178H173ZM177 179H176V178ZM193 177V178H192ZM202 177H203V179H202ZM207 177V178H206ZM208 177H209V179H208ZM167 178H170L171 180H172V182H170L171 180L170 179H167ZM192 178V179H191ZM229 178V179H228ZM234 180H233V179ZM205 179V180H204ZM208 179V180H207ZM212 179V180H211ZM195 180V181H194ZM203 180V181H202ZM220 181L219 183H216V182H218V181ZM167 181H169V182H167ZM176 181V182H175ZM187 181V182H186ZM207 181V182H206ZM216 181V182H215ZM224 181V182H223ZM237 183H236V182ZM256 181L257 180H255V178L253 179L252 178V180L250 179L248 182H247V184L249 185V187H251V185H252V183H253V185L252 186H254L255 185V183H256ZM186 182V183H185ZM193 182V183H192ZM204 184H203V183ZM231 182H232V185L235 183V185H231ZM171 183V184H170ZM175 183V184H174ZM201 183V184H200ZM208 183V184H207ZM210 183V184H209ZM222 183V184H221ZM250 183V184H249ZM196 184H197V186H196ZM205 184H207V185H209V187L208 186H206ZM213 184H215L217 187H215V185H213ZM221 186H220V185ZM228 184H230V185H228ZM162 185V186H161ZM170 185V186H169ZM225 185V186H224ZM164 186V188H162V189H159V188H161V187H163ZM192 186V187H191ZM219 186L220 187H222L221 189L219 188ZM232 186V187H231ZM166 187V188H165ZM168 187V188H167ZM211 187V188H210ZM214 187V188H213ZM180 188V189H179ZM45 189H47V188H45ZM186 189H187V191H186ZM207 189V190H206ZM160 190V191H159ZM169 190V191H168ZM193 190V191H192ZM215 190V191H214ZM222 190V191H221ZM37 191V190H36ZM35 191V192H36ZM42 191H44V190H41L40 192H36V194L38 193V195H40L39 197H37L38 198V200H40V199H42V196L44 195V192H42ZM165 193H164V192ZM190 191V192H189ZM34 192V193H35ZM192 192V193H191ZM210 193V194H207V193ZM43 193V194H42ZM183 193H186V194H183ZM214 193V194H213ZM217 194H219V195H217ZM134 195H136V194H134ZM133 195V198H134V201H135V199L137 198L138 199V196L136 197V196H134ZM165 195V196H164ZM171 195V196H170ZM202 195V196H201ZM207 195H208V197H207ZM213 195V196H212ZM217 195V196H216ZM209 197L211 198V199H209ZM214 199H213V198ZM203 198V199H202ZM220 198V199H219ZM136 199V200H137ZM171 199V200H170ZM174 199V200H173ZM38 200H36V202H35V205H37V203H38ZM184 200V201H183ZM213 200V201H212ZM215 200V201H214ZM216 200H217V203H216ZM230 200V201H229ZM192 201V202H191ZM198 201V202H197ZM204 201V202H203ZM207 201V202H206ZM34 202V201H33ZM163 202V203H162ZM178 202H180V204L178 203ZM218 202H219V204L221 205H219L218 204ZM235 202H238L237 200L235 201ZM59 203H61V204H57L56 205V208L54 209V214H58V216L59 217H62V219H63V217H66L71 223H76V221L79 219V217L81 218V216H83L82 214H80L79 213V211H78V209H74V207H72V205L71 204H69L70 202H68V201H65V202H59ZM171 203V204H170ZM30 203H28L27 205L28 206H30V207H32V202H31V204L29 205ZM65 204H67V205H65ZM22 205V204H21ZM20 205V206H21ZM59 205V206H58ZM69 205H70V207H69ZM209 205V206H208ZM218 205V206H217ZM184 206V207H183ZM185 206H189V207H185ZM217 206V207H216ZM239 206L241 207V208H243L244 206H242V205H240L239 204ZM22 207V206H21ZM57 207H59V208H57ZM83 208L85 207V205H83L82 206ZM191 207V208H190ZM212 207V208H211ZM82 208V209H83ZM161 208V209H160ZM184 208V209H183ZM185 208H186V211H185ZM219 208V209H218ZM69 209V210H68ZM23 210V209H22ZM53 210V209H52ZM77 212H76V211ZM185 212H184V211ZM32 212L31 211V209H28L27 210V212H26V210L24 211V212H26V213H24V212H22V211H19V212H22L21 214L19 213V217L21 218V217H23V218H21L22 219V221H24V223H25V227L26 228H23L22 230H19V229H16V228H14V225H10V224H8L7 222H6V220H4V218H1V216H0V264H59V260L57 261V257H55L54 255H52V254H50V253H45L44 251H41V249H39L40 248V246L39 245H37V244H35L34 243V237H36L37 235H39V234H41V233H43L44 231L43 230H45L46 229V224H45V221L42 219V218H40L41 216L39 215V217L37 216L36 217V215H37V212L35 211V210H33L34 212H32V213H30V212ZM56 211V212H55ZM67 211H69V212H67ZM72 212V214H69L68 215V213H71ZM74 211V212H73ZM194 211V212H193ZM196 211H198V212H196ZM67 212V213H66ZM76 212V213H75ZM73 213H74V215H73ZM183 213V214H182ZM188 213H190V214H188ZM196 213V214H195ZM222 213V214H221ZM24 214H27L26 216L24 215ZM65 214H67V215H65ZM200 214V215H199ZM211 214V215H210ZM226 214V213H225ZM24 215V216H23ZM28 215H30V216H28ZM72 215V216H71ZM77 215V216H76ZM197 215V216H196ZM205 215H207V216H205ZM32 216V217H31ZM68 216H71V217H73L72 219H70L71 217H69L68 218ZM77 218H75V217ZM176 216V215H175ZM182 216V217H181ZM184 216H185V218H184ZM220 216V217H219ZM29 217V218H28ZM189 217V218H188ZM193 218V219H192ZM196 218V219H195ZM82 219V218H81ZM81 219H79L78 221H80V223H81ZM182 219H183V221H182ZM186 219V220H185ZM216 219V220H215ZM225 219V218H224ZM194 220H196V222H194ZM189 221V222H188ZM218 221H220V222H218ZM179 222V223H178ZM79 223V222H78ZM78 223H76L77 225H78ZM201 223V224H200ZM181 224V225H180ZM220 224V225H219ZM246 224V223H245ZM244 224V226H242V225H240V228L238 229L239 231H241L240 229H242V228H244V230L246 229V227H247V225H245ZM155 225V224H154ZM192 225V226H191ZM134 226V225H133ZM246 226V227H245ZM183 227V228H182ZM220 227V228H219ZM176 228V229H175ZM190 228V229H189ZM237 228H238V226H237ZM199 229H200V231H199ZM180 230V231H179ZM141 231V230H140ZM140 231L138 232V234L140 233ZM143 231L144 230H142L141 232L142 233H140L139 235H147L148 234V237L150 238V240L152 239V237H151V235H150V232L149 233H147V231H144V232H146V233H144L143 234ZM242 231H243V229H242ZM181 232V233H180ZM190 232V233H189ZM192 232V233H191ZM244 232H247V229L244 231ZM186 234V235H185ZM150 235V236H149ZM182 235V236H181ZM191 235V236H190ZM190 236V237H189ZM195 236V237H194ZM200 236H201V238H200ZM203 236V237H202ZM184 237V238H183ZM199 238V239H196V238ZM234 237H235V235H234ZM50 239L48 240L49 242V244H51V245H54L55 243H56V238H54V237H49ZM189 238V239H188ZM191 238V239H190ZM187 239V240H186ZM201 239V241H199ZM225 239H226V241H223L224 242V244L227 242V237H225ZM224 239V240H225ZM216 240V239H215ZM220 240H222V238L220 237ZM99 241V240H98ZM102 241V240H101ZM101 241H99V243L98 244H101ZM195 241H197V242H195ZM232 240H230V242H231ZM201 242V243H200ZM222 242V241H221ZM229 242V241H228ZM229 242V243H230ZM187 244H190V246H189V248H187ZM201 245V247H199ZM94 246V245H93ZM100 246H103L102 244L100 245ZM99 246V247H100ZM222 246V244H220L219 245V247H221ZM225 246L226 247H228V245L227 244H225ZM95 248H98V245H97V247L96 246H94ZM93 247V248H94ZM186 247V248H185ZM190 247H191V249H190ZM182 248H183V250H182ZM185 248V249H184ZM229 248V247H228ZM202 249H203V252L204 251H208V253L210 254L211 253V255H207V254H204V253H207V251L206 252H204V253H202ZM205 249V250H204ZM230 249V248H229ZM197 250V251H196ZM213 250H214V248H213ZM181 251H183V252H181ZM195 251V252H194ZM263 252V255L261 254V251L259 252V254H261L260 256H259V254H258V256H259V258L260 259H263L264 257V250H262ZM213 252V253H212ZM251 252H253L252 253V255L255 253L254 251H251ZM250 252V253H251ZM199 253V254H198ZM195 254H196V258H195V260H194V257H195ZM204 256V255H206L207 257H203L202 255ZM218 254V255H219ZM198 255V256H197ZM201 255V256H200ZM214 255V256H213ZM256 255V253L254 254V258H253V256H251L253 259L252 260H255L256 259V261L257 262H255V263H253V264H257L259 261L257 260V259H259L258 257H257V255ZM225 256H227V254H225ZM246 257H247V255H245ZM244 256V257H245ZM190 257V258H189ZM193 257V258H192ZM199 257V258H198ZM202 257V258H201ZM243 257V258H244ZM248 257H250V255L248 256ZM251 257H250V259H251ZM203 258H205L204 260H203ZM227 258V257H226ZM211 260H212V258H210ZM218 259V260H217ZM259 259V260H260ZM194 260V261H193ZM200 260V261H201ZM222 261H224V259L222 258L221 259ZM244 260V259H243ZM242 259L239 261L241 264H243V263H245V261H246V263L245 264H247L249 261H247V259H245L244 261H243ZM205 261V262H206ZM241 261H243V262H241ZM261 261V260H260ZM262 261H264V260H262ZM192 262V263H191ZM220 262V261H219ZM239 262H238V264H239ZM252 262V261H251ZM221 263V262H220ZM196 264H198V263H196ZM249 264H251V263H249ZM258 264H264V262H262V263H258Z\"/></svg>","mask_w":264,"mask_h":264},{"label":"snow or ice","instance_id":"6c2138e0","mask_svg":"<svg viewBox=\"0 0 264 264\" xmlns=\"http://www.w3.org/2000/svg\"><path fill=\"white\" fill-rule=\"evenodd\" d=\"M68 243H69V245H71L72 243H74V241L70 240ZM54 247H55V245H54Z\"/></svg>","mask_w":264,"mask_h":264}]
</instances>
